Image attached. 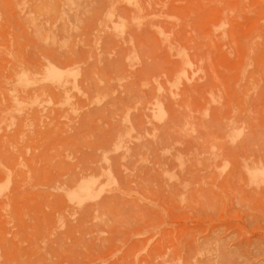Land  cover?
I'll return each mask as SVG.
<instances>
[{"label": "rangeland", "instance_id": "1", "mask_svg": "<svg viewBox=\"0 0 264 264\" xmlns=\"http://www.w3.org/2000/svg\"><path fill=\"white\" fill-rule=\"evenodd\" d=\"M0 264H264V0H0Z\"/></svg>", "mask_w": 264, "mask_h": 264}, {"label": "bare ground", "instance_id": "2", "mask_svg": "<svg viewBox=\"0 0 264 264\" xmlns=\"http://www.w3.org/2000/svg\"><path fill=\"white\" fill-rule=\"evenodd\" d=\"M180 60H182V59H180ZM182 62V61H181ZM184 63V62H183ZM182 64V63H181ZM183 80V79H182ZM170 91V90H169ZM174 93V92H173ZM233 127V126H232ZM234 128V127H233ZM225 133V132H224ZM229 133V132H228ZM226 137V136H225ZM229 137H231V136H229ZM248 176V175H247ZM259 176V175H258ZM82 190H87V188L86 187H82Z\"/></svg>", "mask_w": 264, "mask_h": 264}]
</instances>
